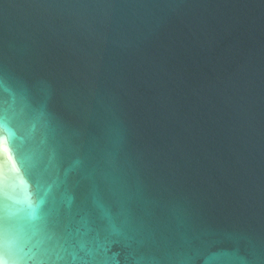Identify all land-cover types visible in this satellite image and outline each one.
Listing matches in <instances>:
<instances>
[{"label": "water", "instance_id": "95a60500", "mask_svg": "<svg viewBox=\"0 0 264 264\" xmlns=\"http://www.w3.org/2000/svg\"><path fill=\"white\" fill-rule=\"evenodd\" d=\"M0 225L6 264H264V0H0Z\"/></svg>", "mask_w": 264, "mask_h": 264}, {"label": "snow or ice", "instance_id": "6c2138e0", "mask_svg": "<svg viewBox=\"0 0 264 264\" xmlns=\"http://www.w3.org/2000/svg\"><path fill=\"white\" fill-rule=\"evenodd\" d=\"M54 230L56 231V238L50 239L47 246L43 250L45 258L49 256L51 252H54L58 247L61 246V241L68 243L71 238V233L62 227L59 222H56L53 225ZM3 238H4V228L0 225V264H6L3 254Z\"/></svg>", "mask_w": 264, "mask_h": 264}]
</instances>
